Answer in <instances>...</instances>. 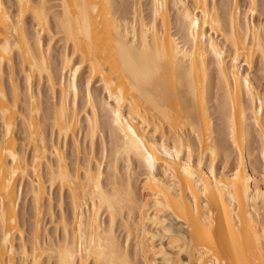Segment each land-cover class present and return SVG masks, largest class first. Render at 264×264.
Returning <instances> with one entry per match:
<instances>
[{
    "label": "bare ground",
    "instance_id": "bare-ground-1",
    "mask_svg": "<svg viewBox=\"0 0 264 264\" xmlns=\"http://www.w3.org/2000/svg\"><path fill=\"white\" fill-rule=\"evenodd\" d=\"M47 1L15 0L16 12L12 14L6 2L0 0V264H32L33 259L41 261L45 256L59 264V255L49 256L51 245L45 247L46 242L40 238V214L47 194L42 173L44 165L50 186L57 184L60 190L68 191L72 216L67 218L61 212L62 236L57 247L64 240L67 228L76 242V264L81 260L83 264H97L101 248L106 250V264L125 258L137 264L128 252L127 243L122 249L116 235V218L124 207L129 209V214L137 211L140 217L133 222L124 221L127 237L134 234L141 241L150 234L152 239L158 235L165 237L166 231L172 233L171 239L167 238L170 250L162 246L155 250L146 244L143 246L141 241L143 249L140 250L144 253L141 264H145L146 257L149 264H189V261L200 264L201 259L210 264L213 257L224 264L225 259H234L233 244L239 246L241 236L247 241L252 225L260 222V209L264 211V168L262 185H255L253 161L245 163V154L250 149L254 133L264 143V124L257 127L263 115L261 101L257 86L250 77L258 57L264 79V33L252 21L246 18L241 21L238 0H230L223 15L219 13L215 0H191V3L189 0H171L176 12L175 31L172 30L170 0H149L148 20L141 9L134 6L129 15L115 0H57V11L52 10L53 5ZM248 1L249 11L253 14L256 0ZM94 5L99 6L98 11L93 10ZM27 14L37 26L32 36L25 28ZM6 16L12 22L10 35L4 28ZM51 23L55 24L65 47L69 48L61 54L56 75L50 66L49 49L44 48L42 40V33H50ZM118 30H122L120 35H117ZM128 33L141 48L148 40L154 49L157 43L162 51L166 49L169 57L167 80L172 93L167 103L154 105L147 97L132 92L125 74L127 69L121 62L117 47L118 41L123 44L129 39ZM218 36L225 43L218 40ZM225 44L230 49L228 54ZM177 54L183 67L173 70L172 57ZM15 58L23 66L28 88L24 115L18 110L20 97L12 74L11 91L7 92L4 86L5 66L13 71ZM233 60L238 66L233 64ZM242 62L246 70L242 69ZM84 68L88 72L85 103L91 109V115H87L91 145H94L96 132L100 129L97 106L89 89L90 82L96 79L107 95L104 106L110 114L109 133L115 142L116 158L123 155L127 165L134 158L144 169L141 186L146 192L145 201L136 198L129 176L122 184L119 182L117 159L112 175L107 176L108 181L104 183L101 163L93 166L90 159L84 165L76 163L70 168L59 143L48 144L45 140L40 106L32 88L35 76L39 80L45 76L50 89L58 91V99L48 115L52 130L64 141L72 137L77 145L76 131L80 125L78 77ZM214 85L221 90L217 129L209 110L210 92ZM121 89L122 102L117 104ZM116 111L120 113L119 126L115 124ZM18 117L24 122L25 139L32 148L30 159L18 148L15 136ZM128 128L132 133L127 131ZM216 132L222 139L221 147L214 141ZM220 153L226 160L233 157L235 164L228 172L216 174L212 163ZM48 155L55 158L54 164L49 162ZM148 155L153 158L151 168L147 162ZM13 156L17 157L15 163ZM207 156L211 164L206 169L204 160ZM237 168L240 170L239 179L234 181ZM26 180L35 210L29 246L20 229L18 213L22 184ZM98 185L103 193L120 194V199L114 202V212L108 211L107 203H101ZM51 201L49 197V210ZM104 211L109 216L107 224L101 218ZM81 216L86 236L83 252L80 249ZM93 221L98 223L95 231L92 229ZM147 223L153 227L152 230L147 229ZM16 234L20 238L19 262L16 260ZM113 240L115 257L111 251ZM184 240H187V246ZM169 243L175 246L169 247ZM89 248L92 249L91 255ZM204 248L208 251L201 255Z\"/></svg>",
    "mask_w": 264,
    "mask_h": 264
},
{
    "label": "rangeland",
    "instance_id": "rangeland-1",
    "mask_svg": "<svg viewBox=\"0 0 264 264\" xmlns=\"http://www.w3.org/2000/svg\"><path fill=\"white\" fill-rule=\"evenodd\" d=\"M6 3V6L9 7L10 12L12 14H15L16 7H15V0H4ZM35 1V0H32ZM118 6H121L125 9V11H128V14H131L132 8L137 7L142 10V15L148 20L149 12H148V6H149V0H115ZM171 1V0H170ZM216 4L219 8V13L223 15L225 10L227 9V6L230 2V0H215ZM188 2L191 3V0ZM48 4L53 5L52 10L57 11L59 10L58 1L57 0H48ZM173 2H170L169 8H170V16L172 21V30H176V12L173 7ZM240 11H241V21H244V18H246L249 21H252L256 26H258L259 30L262 31L261 33H264V0H256V5L253 14L249 11V1L248 0H238ZM52 21V18H51ZM25 28L28 31V33L32 36L34 35L35 31L37 30V26L32 19L31 15L27 14L25 19ZM42 40H43V46L44 48H48V56L50 59V66L53 70V74L56 75V67L59 63L61 54L65 51H69V48L65 47V43L61 38V35L58 33L57 28L55 24L51 23L50 33H42ZM218 40H220L222 43H225L223 38L221 36H218ZM225 50L226 54L229 53L230 49L227 44H225ZM242 64V69H247L246 65ZM4 86L6 88L7 92L11 91V80L10 76L12 74L13 82L17 85L18 91H19V102H18V110L20 114L24 115L26 110V97L28 91V88H26V80L25 75L23 71V66L20 63V60L18 58H15L13 71L8 67V65L5 66L4 69ZM212 70V78L215 79V72ZM250 77L254 81V83L257 86L260 101L262 98H264V79L262 77V65L260 63L259 58L257 57L254 61V64L252 66V69L250 71ZM67 78V74H66ZM87 78H88V72L87 69L84 68L81 72V74L78 77V88H79V97H78V104L77 108L79 110V119H80V125L78 130L76 131V139H77V145H75L72 137H69L66 141H64L62 138L59 139L57 134L52 130L51 127V119H49L48 115L50 110L52 109L53 103L58 99V91H52L49 87V84L47 82L46 77L44 76L41 80L35 76L32 89L34 92V95L36 97V102L40 106V123L42 126V131L44 133L45 140L48 144L51 143H59L60 147L64 149L65 156H66V162L68 163V166L70 168H73L76 163L80 165H84L88 162V160L91 159L92 165L95 166L96 163H101V167L104 172V183L108 181V177L112 175V167L115 163V160L117 159V179H119V182L121 184L126 180V178L129 176L131 178L130 180L133 182V191L135 193V196L140 201H145L146 192L142 189V177L144 173L143 167H141L137 161L132 158V161L129 165H127V161L124 158V156H120L116 158L114 147L115 142L110 136L109 133V112L107 113V110L104 106V102L107 98V95L104 93L102 88L99 86L98 81L92 80L89 84V89L92 93V99L93 102L97 106L98 110V122L100 124V129L96 132V136L94 139V145H91L90 138L88 136V128L89 123L87 121V115H91V109L86 106L85 103V94L87 89ZM211 100L209 102V110L212 115V120L214 122V127L217 129V126L220 123V108L219 104L221 102V90L217 85H214L213 89L210 92ZM109 114V115H108ZM264 115V113H263ZM257 134V133H256ZM252 136L250 140V149L245 154V163L248 164L249 162L253 163V167L255 170V178H256V184L255 185H262V172H263V166H264V143L261 137L257 134ZM15 136L18 139V148L22 151H24L25 155L28 159L31 158L32 155V148L30 145H28L26 139H25V128H24V122L23 120L18 117L17 120V126L15 130ZM214 141L220 146L222 144V139L220 136H218L217 132L215 133V139ZM221 147V146H220ZM263 154V156H262ZM232 157V156H231ZM48 160L50 163H55V158L52 155H48ZM211 164V160L209 156H207L204 160V167L207 169L209 168ZM213 167L214 172L216 174H220L223 172H228L231 170L235 164L234 158H229L226 160V158L223 156L222 153H220L217 158L213 161ZM129 167V168H128ZM44 181L46 184V197L43 201V208L40 214V238L42 242H46L48 238H55L59 236L61 238L62 236V227L59 223L61 212L64 213V215L67 218H71V209L69 204V196L67 190H60L59 186L53 185L50 186L48 181V173H47V167L44 165L42 169ZM111 174V175H110ZM108 176V177H107ZM125 176V177H124ZM123 179V180H122ZM28 183L27 180L22 184V193L19 200V224L20 229H22V234L24 237V240L26 244L29 246V242L31 240V235L33 233L34 225H35V210L32 203V198L28 192ZM51 198V211L48 207V198ZM61 205V206H60ZM148 206V205H147ZM260 206V205H259ZM261 207V206H260ZM260 213L263 214L264 211L260 209ZM121 214V215H120ZM131 214V215H130ZM129 214V209L124 207L120 213L117 215L116 220V235L118 238V241L120 244L124 246V244L127 243L128 252L136 263L141 264V260L143 259V254L140 250L143 249V246L146 244L148 247L153 248L157 250L158 247L162 246L165 250L168 249V240L165 237H161V235L155 236V239H150L151 234L147 237H144L142 241L143 246L140 244L141 241L139 240L136 235H131L130 237H127L125 228H124V221L128 220L133 222L135 219L138 220L139 213L137 211H131ZM130 216V217H129ZM108 215L106 211L102 213V220L105 224L108 222ZM132 218V219H130ZM147 229L150 231L153 229L148 223L146 225ZM20 244V238L19 235L16 234L15 239V249L18 253V258L21 256L19 254V245ZM138 245L139 250H138ZM143 251V250H142ZM16 253V254H17ZM16 256V260L19 262L21 257L18 259ZM53 259H48L47 256H45L41 261L43 264H49V261ZM29 262V261H28Z\"/></svg>",
    "mask_w": 264,
    "mask_h": 264
},
{
    "label": "snow or ice",
    "instance_id": "snow-or-ice-1",
    "mask_svg": "<svg viewBox=\"0 0 264 264\" xmlns=\"http://www.w3.org/2000/svg\"><path fill=\"white\" fill-rule=\"evenodd\" d=\"M21 8H23V5H21ZM98 9H99L98 5L93 6V10L98 11ZM22 15L23 12H21V16ZM5 20L6 23L4 25V28L10 35L12 32V22L11 20L7 19V16L5 17ZM121 32L122 30H118L117 35H120ZM131 35H132L131 33H128L129 39L125 40L123 44H121L118 41L117 47L119 48L120 51L121 62L124 64L125 68L127 69V72L125 74L126 76H128V84L131 87L132 92L134 94H139L141 96L147 97L149 100L153 102L154 105H156L157 103L159 104L167 103L171 99L172 93L169 89L168 80H167V73L169 71V57L166 49L162 51L159 46V43L156 44V47L154 49L152 43L148 40H145L144 45L141 48L138 46V41L131 39ZM213 51L215 52L216 50L214 49ZM177 53H178V46H177ZM236 55L237 57L240 56V52L238 49ZM184 58L185 61L188 60L187 50H185ZM193 58H194V54H193ZM200 59L201 61L203 60V55L201 56ZM233 64L238 66L236 60H233ZM182 67L183 65L180 63L179 55L177 54V56L172 57V69L177 70V69H182ZM77 70H79V68H77ZM113 83L115 84V76L113 77ZM105 90L107 91V86ZM122 97H123V89H121V95L117 97V104H120L122 102ZM109 98L111 99V93H109ZM132 102L134 103V101ZM261 111L262 113H264V98L261 99ZM253 115H255L254 111H253ZM115 117H116L115 124L119 126L121 123L119 111L115 112ZM261 124H264V115H262L261 121L257 124V127L259 128ZM127 131L132 133L131 128H128ZM262 132H264V130H262ZM133 136H135V133H133ZM125 140H127V136H125ZM141 147H144V145L141 144ZM16 159H17L16 156L12 157L13 163H15ZM147 162L149 168H151L153 163V158L151 155L147 156ZM239 171H240L239 168H237V175L233 177L234 181L239 179ZM15 174L16 173L14 171L13 175ZM10 182L11 181H9V183ZM244 183L246 185V182ZM233 187H236V185L234 184ZM97 192H101L99 185L97 186ZM247 196H248V191H247V187H245V200H247ZM119 199H120V194L118 193L112 195L101 192V203L102 204L107 203L109 212H114L115 210L114 202ZM233 200L235 201V197H233ZM158 206H159V202H158ZM121 207H123L122 203H121ZM93 210H95V198H93ZM169 211H171V209H169ZM253 211H255V209H253ZM249 219L251 221L252 217L249 216ZM79 227H80V249L81 252H83L86 241V236L84 233L83 216H81V224ZM97 228H98V223L96 221H93L92 224L93 231H95ZM73 231H75V228H73ZM171 237H172V233L166 231L165 238L171 239ZM155 238H156L155 236L152 237V239ZM57 241H60L59 236L55 238H48L45 247L51 245L52 251L47 254L49 256H55L58 254L60 257L59 264H76V261L74 259L76 242L72 234L68 232L67 228L65 229V238L62 242L59 243L58 247H57ZM36 243L38 245L39 241L37 240ZM183 243L187 246V240H184ZM193 243H195V241H193ZM174 246H175L174 243H169V247H174ZM139 247L140 246L138 245V250ZM121 248L123 249L122 244H121ZM105 251L106 250L103 248L100 249V255L97 256V264H106L104 259ZM111 251L113 257H115L116 244L114 240L111 243ZM207 251L208 249L204 248L202 250L201 255H203V253ZM232 251L234 254V259L232 260L225 259L224 264H264V214L260 215L259 224H253L252 227L250 228L247 236V241L245 242L244 237L241 236L240 245L237 246L234 243ZM33 254L35 255V251ZM91 254H92V249L89 248V255ZM25 255H27V252H25ZM209 255H211V253H209ZM32 264H43V262L33 259ZM49 264H55V262L53 260H50ZM80 264H83V260H81ZM89 264H91V262H89ZM112 264H132V261L125 258L119 262L113 260ZM145 264H149V259L147 257L145 258ZM189 264H194V262L189 261ZM200 264H205L203 259H201ZM210 264H221V262L219 259L213 257Z\"/></svg>",
    "mask_w": 264,
    "mask_h": 264
}]
</instances>
